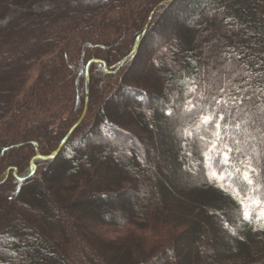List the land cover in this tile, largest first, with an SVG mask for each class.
Returning a JSON list of instances; mask_svg holds the SVG:
<instances>
[{"label":"trees","instance_id":"obj_1","mask_svg":"<svg viewBox=\"0 0 264 264\" xmlns=\"http://www.w3.org/2000/svg\"><path fill=\"white\" fill-rule=\"evenodd\" d=\"M161 1L0 0V264H264V0L162 4L105 71Z\"/></svg>","mask_w":264,"mask_h":264},{"label":"rangeland","instance_id":"obj_2","mask_svg":"<svg viewBox=\"0 0 264 264\" xmlns=\"http://www.w3.org/2000/svg\"><path fill=\"white\" fill-rule=\"evenodd\" d=\"M173 16V15H172ZM172 16H169V18H166V20L165 21H167L168 22V20L169 21H171L172 20ZM152 21V20H151ZM150 24H151V22H150ZM161 24V23H160ZM164 24H165V22H164ZM163 24V26H165ZM150 26V25H149ZM158 27H160V25L158 26ZM141 33V32H140ZM153 35V33L151 34V36ZM144 38V37H143ZM143 38H142V40H141V42H140V44H139V46L137 47V49H136V51L135 52H137L138 53V56L141 54V56H142V54H143V52L145 51L146 52V50H144V48H146V46H144L143 47V44H142V41H143ZM134 52V53H135ZM138 56H137V58H138ZM149 57H150V55H147L146 57H144L143 59H142V61L140 62V63H138L139 65H143L142 66V68H141V70H143L144 72H145V75H149V77H155V74H156V72L154 71L153 72V70H151L152 69V67L150 66L151 64H150V61H148L147 59H149ZM225 58H226V56H224ZM222 62H216V65H220ZM119 63H117L116 65H114L112 68H110V69H108L109 70V72L110 73H115L116 71H117V69H118V65ZM124 64V63H123ZM34 78H35V72L33 71V72H31V74H30V80H29V82H31V81H33L34 80ZM245 83L247 84V80L245 81ZM140 106H141V104H140ZM142 106H144L143 108H142V111H143V113H144V111H145V104H142ZM144 115H142V117H143ZM141 117V118H142ZM141 121V123H142V121L143 120H140ZM260 129H264V127H261ZM125 131H127V132H124V135H125V137H127V138H130L131 136H133L132 134H131V131L130 130H127V129H125ZM183 130H178L177 131V134H180L181 132H182ZM157 133H159V132H155V135L157 134ZM176 133V132H175ZM137 134H144V135H146V137H149L150 139L152 138H154V134L152 133V134H150V133H147V132H138L137 131ZM138 137V136H137ZM143 139V138H142ZM142 139H141V146H143V148H145L146 146H147V143L145 142V141H142ZM126 140V139H125ZM151 142V141H150ZM125 143V142H124ZM155 143H150V144H148V146H150V148H152L153 146H155L154 145ZM125 145H126V147H128V148H130V140H128L126 143H125ZM158 145V144H157ZM262 145H263V147H264V143H262ZM161 147V146H160ZM156 148V147H155ZM153 151V150H152ZM155 151V150H154ZM190 171V170H189ZM191 171H192V174H193V172H194V169L192 168L191 169ZM133 200V199H132ZM132 200L131 201H125L124 202V204H125V206H127V207H129V205H130V202H132ZM105 208V210H106V208L107 207H104Z\"/></svg>","mask_w":264,"mask_h":264},{"label":"snow or ice","instance_id":"obj_3","mask_svg":"<svg viewBox=\"0 0 264 264\" xmlns=\"http://www.w3.org/2000/svg\"><path fill=\"white\" fill-rule=\"evenodd\" d=\"M193 90H194V89H189V91H193ZM220 90H221V92L224 91L223 88H221ZM239 90H240V89H237V91H239ZM232 99H233V101H236L237 98H236V97H233ZM241 102H242V99H241ZM189 103H191V102L189 101ZM217 103H220V101H217ZM225 103H227V102H225ZM260 111H261L262 116H264V108L260 109ZM220 118L223 119L224 117L221 116ZM209 120H210L209 117H204L203 122L207 123V122H209ZM251 123H252V124H255V123H256V120H255V119L252 120ZM216 126H217V128L220 127L219 124H217ZM235 126H236L237 128L240 127L239 124H236ZM257 131H259V129H257ZM260 134H261V136H264V132H261ZM254 139H255V137H254L253 135L249 134V136H248V140L250 141V140H254ZM235 143L238 145V147L236 148V151L239 152V151H241L242 149L247 150L248 141H245V142L242 143L241 141L236 140ZM228 151L231 152V151H233V149H232L231 147H229V148H228ZM251 151H252V153H255V147H254V146L251 147ZM189 155H190V153H189ZM225 161L227 162V155H226V154H225ZM237 171H239V169H237ZM255 173H256V168L253 167L251 161H249V164H248L247 170L244 171V173H243V180L246 181L248 185L253 186V188H252V191H253V192L256 191V187H255V184H254V180H253V178H252V174H255ZM215 178H217V173H216V172H212V173H211V176H210V179H215ZM220 178L223 179L224 176L221 175ZM221 187L223 188V185H221ZM254 202H255V203H259V202H260V200H259V196L256 197V200H255ZM241 203H243V201H241ZM243 216H244V219H245V220H248V219L250 218V214H249V212H247V211H245V212L243 213ZM259 218H260V217L258 216L257 219H259ZM225 227H227V224H225ZM261 227H264V225H261Z\"/></svg>","mask_w":264,"mask_h":264},{"label":"water","instance_id":"obj_4","mask_svg":"<svg viewBox=\"0 0 264 264\" xmlns=\"http://www.w3.org/2000/svg\"><path fill=\"white\" fill-rule=\"evenodd\" d=\"M171 1H173V0H164V1H161L160 3H158V4L154 7V9H153V10L151 11V13L149 14L148 20H147V22L145 23V25H144V27H143L141 33L138 35V37H137V39H136V42H135V44H134V47H133V49L131 50V53H130L128 56L124 57L118 65L123 64V63H124L129 57H130V55H132V54L136 51L137 47L139 46V44H140L142 38L144 37V35H145V33H146V31H147L149 25H150V22H151V20H152V18H153V15H154L156 9H157L159 6H161L162 4H165V3H167V2H171ZM93 61H96V60H91L90 62H93ZM90 62L88 63V65H87V67H86V98H85V107H84V111H83L82 115H81L80 118L76 121V123L72 126V128L70 129V131L67 133V135L65 136V138L61 141V143H60V145L58 146L57 150H56L53 154H51V155H49V156H39V155H37L35 158L40 157V158L48 159V158H50V157H53L56 153H58V151H59V150L63 147V145L65 144L67 138L70 136L72 130H73V129L79 124V122L82 120V118H83V116H84V114H85V112H86V110H87V107H88V101H89V99H88V92H89V64H90ZM98 62L103 66V68L105 69V71L109 72V70H108L106 64H105L103 61H98ZM110 72H111V71H110ZM110 72H109V73H110ZM32 165H33V167H34V163H32Z\"/></svg>","mask_w":264,"mask_h":264}]
</instances>
